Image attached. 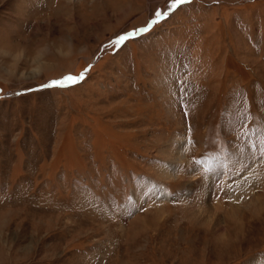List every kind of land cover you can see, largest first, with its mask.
I'll list each match as a JSON object with an SVG mask.
<instances>
[{
    "label": "rangeland",
    "instance_id": "1",
    "mask_svg": "<svg viewBox=\"0 0 264 264\" xmlns=\"http://www.w3.org/2000/svg\"><path fill=\"white\" fill-rule=\"evenodd\" d=\"M263 146L264 0H0V264H264Z\"/></svg>",
    "mask_w": 264,
    "mask_h": 264
},
{
    "label": "snow or ice",
    "instance_id": "2",
    "mask_svg": "<svg viewBox=\"0 0 264 264\" xmlns=\"http://www.w3.org/2000/svg\"><path fill=\"white\" fill-rule=\"evenodd\" d=\"M187 2V0H176L177 4H182ZM161 15L160 13H157V16ZM158 22V21H157ZM147 30V29H145ZM126 39V37H121L120 40L118 41V43H123L124 40ZM68 80H70L72 83H78L81 79H83V74H81L80 77H68ZM62 86V85H60Z\"/></svg>",
    "mask_w": 264,
    "mask_h": 264
},
{
    "label": "bare ground",
    "instance_id": "3",
    "mask_svg": "<svg viewBox=\"0 0 264 264\" xmlns=\"http://www.w3.org/2000/svg\"><path fill=\"white\" fill-rule=\"evenodd\" d=\"M264 147V146H263ZM254 150V149H253ZM250 153V154H249ZM258 153V152H257ZM251 156L253 157V156H256L255 154H253V152L251 153V151H250V149H248V150H246V152L244 153V154H242V155H238L237 157L238 158H236V159H238L237 161H239L240 162V158L242 159V157H243V159H242V161H243V163H245L246 161H249L250 160V158H251ZM241 163V162H240ZM247 163V162H246ZM239 164V163H238ZM239 167V166H238ZM204 189V188H203Z\"/></svg>",
    "mask_w": 264,
    "mask_h": 264
}]
</instances>
